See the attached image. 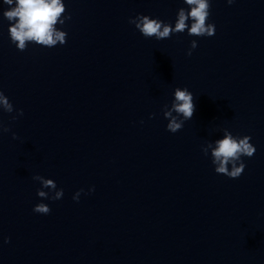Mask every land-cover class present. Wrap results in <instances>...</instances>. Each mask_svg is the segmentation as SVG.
<instances>
[{"label":"clouds","instance_id":"9594fccd","mask_svg":"<svg viewBox=\"0 0 264 264\" xmlns=\"http://www.w3.org/2000/svg\"><path fill=\"white\" fill-rule=\"evenodd\" d=\"M227 2L231 4L233 0H227ZM3 3L10 6L8 10L3 12V16L11 22L9 35L12 43L20 51H24L29 42L49 48L66 43L67 33L56 27L57 24L63 25L65 20L71 19L70 15H64L66 7L63 0H3ZM184 3L188 8L178 9L174 27L158 18H150L143 14H137L134 18H130L129 23L133 24L144 37H155L158 41L169 38L174 33H183L185 30L191 36L214 35V24L207 23L210 14L209 0H184ZM189 20H191L190 26L187 23ZM196 47L197 42L195 40L191 41V47L187 54L190 56L192 49ZM0 109L7 113L14 111L13 104L3 91H0ZM194 111L193 94L187 88L177 87L174 90L171 107L165 105L163 110L164 117L169 121L167 130L172 133L179 131L184 121L192 118ZM173 113L176 115H173ZM21 115H23V110H18L17 116ZM16 118V116L12 117L13 120ZM10 130L9 127H5L0 122V132H9ZM16 138V134L13 133V139ZM250 139L249 136L235 137L230 131L224 129V137L216 140L214 147L213 143H207L202 151L205 155H208L209 151L211 152L216 173L235 179L243 173L245 168L241 157H252L256 151L255 147L249 142ZM229 165H231L230 168ZM33 179L41 184V188L37 190L38 197L53 201L63 197V189H57L54 180L39 175L34 176ZM83 191V189L77 191L73 199L78 201ZM50 193L52 194L50 195ZM33 211L46 215L50 213L51 209L47 204L41 202L34 206ZM5 242H8L7 239Z\"/></svg>","mask_w":264,"mask_h":264}]
</instances>
